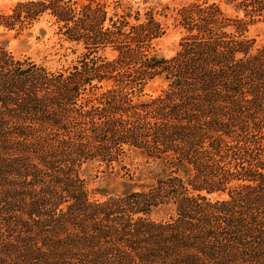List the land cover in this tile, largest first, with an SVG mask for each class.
Wrapping results in <instances>:
<instances>
[{
	"label": "trees",
	"instance_id": "obj_1",
	"mask_svg": "<svg viewBox=\"0 0 264 264\" xmlns=\"http://www.w3.org/2000/svg\"><path fill=\"white\" fill-rule=\"evenodd\" d=\"M132 1L0 11L16 33L48 16L82 49L53 72L0 43V264H264V46L248 36L264 0L181 6L170 58L154 50L168 7Z\"/></svg>",
	"mask_w": 264,
	"mask_h": 264
},
{
	"label": "rangeland",
	"instance_id": "obj_2",
	"mask_svg": "<svg viewBox=\"0 0 264 264\" xmlns=\"http://www.w3.org/2000/svg\"><path fill=\"white\" fill-rule=\"evenodd\" d=\"M24 1L28 0H0V11L10 13L11 8L17 2ZM73 1L84 2L85 0ZM194 1L197 0H147L146 6H153L156 2H159L160 5H166L168 7L165 17H160L166 28V33L154 43V50L159 56L170 58L177 52L179 41L183 36V31L177 26V22L175 21L176 10ZM132 2L142 5V0H133ZM209 2L218 3L222 9L231 16L236 15L232 5L227 4L225 0H209ZM238 16L241 17L242 13H239ZM56 32L57 27L53 23V20L48 16H44L30 28L20 33H16V31H6L0 27V43L4 44L16 57L29 58L35 63L43 65L50 71L56 72L71 69L80 57L82 49L79 46H74L64 41L63 37ZM248 36L255 39L256 48L264 46V21L250 26ZM101 54L108 59H112L115 55L109 50H105ZM163 87V84L159 80L150 82L144 88V97L148 98L158 95ZM126 163L130 169L133 170L136 167H141L142 160L138 155L130 154ZM89 174L95 175V169L92 168ZM97 175L101 179L102 174L99 173ZM100 179L94 180V182L89 185V189L96 187ZM117 181H119V179H117L116 182ZM116 187L114 183L110 186L111 189ZM151 217L153 219L164 218L165 212H155Z\"/></svg>",
	"mask_w": 264,
	"mask_h": 264
}]
</instances>
